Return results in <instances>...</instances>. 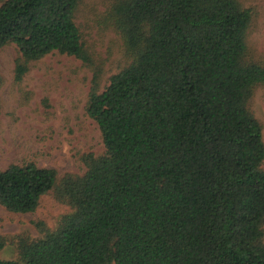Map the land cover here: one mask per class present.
Listing matches in <instances>:
<instances>
[{"label":"trees","instance_id":"1","mask_svg":"<svg viewBox=\"0 0 264 264\" xmlns=\"http://www.w3.org/2000/svg\"><path fill=\"white\" fill-rule=\"evenodd\" d=\"M82 0H0V49L19 50L15 79L53 53L94 66L76 15ZM110 26L125 66L86 107L105 151L82 175L35 162L0 170V205L69 206L56 230L0 236V264H264V129L252 111L264 63L240 0H116ZM4 79L0 75V92ZM1 111V95H0Z\"/></svg>","mask_w":264,"mask_h":264},{"label":"rangeland","instance_id":"2","mask_svg":"<svg viewBox=\"0 0 264 264\" xmlns=\"http://www.w3.org/2000/svg\"><path fill=\"white\" fill-rule=\"evenodd\" d=\"M115 1L82 0L76 15L94 66L53 53L33 63L24 80L17 82L19 50L15 45L0 49V75L4 79L0 92V170L35 162L61 175H82L83 157L91 153L99 156L105 151L99 127L87 115L86 107L95 73H100L104 90L111 76L125 66L124 41L108 22ZM240 1L255 14L250 47L255 58L264 63V0ZM252 111L264 129V87L258 89ZM71 212L54 194L44 196L32 213L15 214L0 205V236L15 242L19 236L39 238L42 233L37 222L56 230L59 220ZM16 255L12 243L0 253L5 260Z\"/></svg>","mask_w":264,"mask_h":264}]
</instances>
